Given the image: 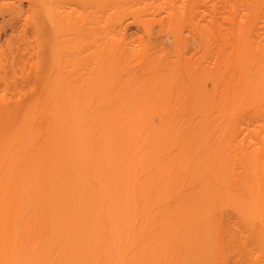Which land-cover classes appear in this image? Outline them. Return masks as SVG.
<instances>
[{"label": "bare ground", "instance_id": "bare-ground-1", "mask_svg": "<svg viewBox=\"0 0 264 264\" xmlns=\"http://www.w3.org/2000/svg\"><path fill=\"white\" fill-rule=\"evenodd\" d=\"M0 264H264V0H0Z\"/></svg>", "mask_w": 264, "mask_h": 264}]
</instances>
